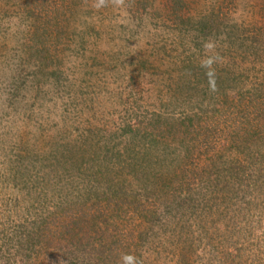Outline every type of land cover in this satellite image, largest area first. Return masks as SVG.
<instances>
[{"label":"rangeland","instance_id":"374dc122","mask_svg":"<svg viewBox=\"0 0 264 264\" xmlns=\"http://www.w3.org/2000/svg\"><path fill=\"white\" fill-rule=\"evenodd\" d=\"M148 1L144 9L137 0H0V243L5 239L11 253L18 249L12 230L19 215L47 210L49 200L56 199L55 191L71 190L76 182H84L85 167L96 175L103 170L92 153L108 150L117 140L101 135L111 128L112 117L125 111L131 117L154 112L176 115L194 103L201 133L198 155L187 158L173 184L164 190L148 191L129 183L127 193L136 198L131 207L137 211L154 209L162 216L169 199L191 203L192 197V204L201 206V214L192 218L167 213L179 217L178 229L150 243L141 261L134 264H206L209 256V264H224L231 255L232 261L225 264H264V238L259 231L243 233L235 225L244 222L241 216L252 222L260 216L264 221V173L250 178L242 173L247 186L232 184L223 176L216 179L214 190L201 186L199 191H186L196 188L194 183H203L202 163L212 153L209 146L219 152L230 146L235 153L237 145L229 143L232 139L251 145L255 137L264 138V0H177L173 10L171 1ZM15 6L29 7L39 20L51 17L54 24L44 22L36 32L17 28ZM204 20L213 23L200 31L196 21ZM48 35L51 42L45 43ZM40 40L44 48H63L72 55L66 70L55 62L59 71L54 80L36 81L22 68L26 63L20 57H26L31 44ZM186 56L192 67H221L217 82L223 90H217L224 95L202 89L205 98L195 104L197 96L186 94L193 93L195 83L179 71ZM185 84L190 85L186 92L175 94ZM236 85H242L239 92ZM104 87L108 94H101ZM211 100L217 104L213 106ZM47 148L53 152L42 156ZM196 171L200 182L192 180ZM124 172L115 169L117 177ZM12 177L23 180L15 187L7 181ZM117 201L112 198L110 206ZM222 206L219 213L223 214L215 215ZM57 214L54 211L53 223L58 221ZM138 219L141 216L130 212L122 214L107 226L106 236L127 237L128 227L138 225ZM211 219L227 227L212 234ZM18 242L22 245V237ZM211 244H221L229 257L215 258ZM66 246L71 249L70 244ZM42 254L40 264H73L75 258L69 260L61 250ZM5 261L21 264L18 257L0 253V264Z\"/></svg>","mask_w":264,"mask_h":264},{"label":"trees","instance_id":"16d2710c","mask_svg":"<svg viewBox=\"0 0 264 264\" xmlns=\"http://www.w3.org/2000/svg\"><path fill=\"white\" fill-rule=\"evenodd\" d=\"M137 1L140 6L142 5V8L149 4L148 0ZM167 1H171V10H173V6L179 5L177 0ZM140 2L143 3L141 4ZM168 7L170 8V5ZM15 9L18 10L16 16L18 19L15 22L17 28L23 26L36 32L42 28L44 22L46 26L54 24L51 17L50 20L48 18L46 20L37 19L33 10L29 7L15 6ZM179 22L183 21L179 20ZM196 23L198 26L195 27L201 31L205 28L208 29L209 24L213 23V21L204 20L203 22L196 21ZM184 29L187 30V26ZM45 40V43L47 41L51 42L49 35ZM20 41L22 39L17 40V42ZM22 44L20 43L21 47ZM187 57L181 62L179 71L188 81L192 80L195 83L194 94L186 93L188 96H197L198 99L195 100V104L202 102L205 98L202 89L224 95V93L217 90H223L221 82H217L221 67L215 64L192 67L190 65L191 61ZM20 58L26 63L22 68L36 81L54 80V75L58 68L56 64L60 65L64 70L72 65L70 62L71 54L63 51V48H53V50L44 48L41 40L39 43L36 42L35 46L31 44V47L27 49V56ZM189 86L185 84V86H182L184 88L180 91L177 89L175 94H184L186 92L185 89ZM197 87L199 91L195 90ZM240 88H242V85L239 88L237 86L238 92ZM199 92H202V95ZM105 93L108 94L109 91L104 87L101 94L105 95ZM197 94H199V97ZM212 103L213 106L217 104L214 101ZM194 107L197 108L194 103H188L187 107L183 108L182 112L179 110L176 115L154 112L131 117L127 111H122L123 114L120 116L112 117V121L110 119L111 128L106 131L105 135H101L111 136L117 138V140L111 143L112 145L109 146L108 150L100 149V153L99 151H97V154H94V151L92 153L98 158V164L103 169L100 170V175H96L87 166L85 169L88 170V175H86L85 179L83 178L84 182H76L71 190L64 188L61 191H55L56 199L55 201L49 200L51 207L49 206L47 210L32 211L31 213L27 211V215H19L20 219L16 221L17 223L12 230L15 234L14 238H17L18 249L11 253L9 245L5 246L8 243L3 242L5 239H1L0 250L2 251L0 253L2 255L9 253L14 258L18 257L21 260V264H40L38 259L40 258V253L48 254L51 250L63 251L65 255L67 254L69 260H72L75 255L72 260L73 264H121L123 263L121 257L124 255L134 257V263H139L145 247L154 241L159 242L160 236H170L178 229L179 217L169 216L167 213L172 215L175 212L176 215L187 214V216L192 218H195L197 214H201V206L192 204V197H189V199L191 198V203L185 199H180L178 202H171L172 199H169L167 203H164L162 216H159L154 209L145 212L137 211L135 206L131 207L136 198H133L130 192L127 193V191H131V183L134 184V187L147 189L148 191L159 192L164 190L166 186L173 184L180 171L179 168L187 163V158L193 154V156L198 155L197 147L201 133L200 131L197 132L199 115L192 109ZM240 127L245 129V126L241 125ZM202 134L204 133L202 132ZM255 138L253 139L254 142L252 141L253 143L248 145L244 142L245 139H243L244 143H240V141H234L231 137L234 143H231L232 141L229 143L237 145L235 153H232L230 146H227L221 152L218 150L214 151L212 150L213 146H209L208 151L212 153L206 154L202 163L206 173L203 176V169L201 170L203 183H194L196 188H188L186 191H199L201 186L208 190H214L216 179L223 176L224 179L230 178L232 184L237 183L247 186L244 184L246 181L243 179L242 173L248 174V178H250L251 174L264 173V138ZM101 142L103 144L104 141ZM49 152H53L51 148L49 150L47 148L42 156L46 153L49 155ZM58 155H63V149L59 151ZM235 155L236 157H233ZM50 156L52 157V155ZM89 158L91 160L93 157L90 156ZM238 158L240 161H238ZM55 159L57 162L64 163L62 159L57 157ZM117 168L125 170L121 177L116 176L115 169ZM48 172L49 170H47ZM193 174L195 175L192 180L199 181L197 171L193 172ZM181 177L177 186L182 182ZM13 178L7 181L12 182L15 187L23 180L20 179L19 181ZM16 193L20 192L16 191ZM254 194L258 195L259 193L254 191ZM114 197L118 201L114 204L115 206H110V200ZM224 207L222 206L218 212L216 211L217 214L215 215H222L223 213L219 212ZM51 208L53 211H50ZM54 211L58 212L56 215L57 223L52 221ZM245 211L248 210L245 209ZM126 212H130L134 216H141V220L138 219L137 221L139 222L138 225L135 222L131 224L128 227L130 229L128 236L123 239L117 238L116 235L112 238L107 237V226L113 224V220L116 222ZM160 218L161 223H158L157 220ZM241 218L244 222L236 221L238 223L235 224L236 228L242 227L243 233L245 230L248 232L259 231L261 237L264 238V221L262 217H255L253 222L247 217L241 216ZM135 219L136 217L133 218V220ZM123 221L124 219L120 223H123ZM210 222L212 229L209 232H212V234L217 231L219 233L222 230L221 226L227 227L224 223L215 225L212 219ZM21 237L22 245L18 242ZM216 242L218 243L217 240ZM67 244L71 245V249L67 248ZM210 247L216 252L215 258L224 259L229 257L228 254L223 253L225 251L221 244L220 246L211 244ZM221 247L223 250H221ZM196 254L197 252H195ZM205 256L207 254L203 255V257ZM211 257L207 258L206 264H209ZM231 258L233 259L232 255ZM232 259L226 260L225 258L224 264L227 261L230 263ZM3 264L10 263L5 261Z\"/></svg>","mask_w":264,"mask_h":264},{"label":"clouds","instance_id":"9594fccd","mask_svg":"<svg viewBox=\"0 0 264 264\" xmlns=\"http://www.w3.org/2000/svg\"><path fill=\"white\" fill-rule=\"evenodd\" d=\"M119 2V0H118ZM123 264H134V257L129 255H124L121 257Z\"/></svg>","mask_w":264,"mask_h":264}]
</instances>
